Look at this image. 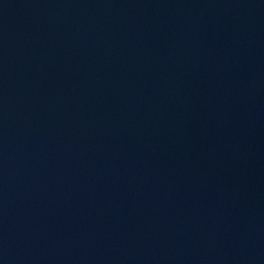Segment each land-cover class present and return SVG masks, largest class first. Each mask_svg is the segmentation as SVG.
I'll use <instances>...</instances> for the list:
<instances>
[{"label": "water", "instance_id": "water-1", "mask_svg": "<svg viewBox=\"0 0 264 264\" xmlns=\"http://www.w3.org/2000/svg\"><path fill=\"white\" fill-rule=\"evenodd\" d=\"M0 264H264V0H0Z\"/></svg>", "mask_w": 264, "mask_h": 264}]
</instances>
